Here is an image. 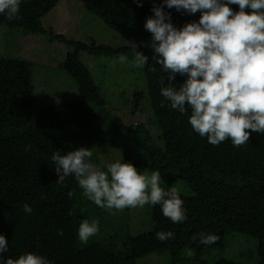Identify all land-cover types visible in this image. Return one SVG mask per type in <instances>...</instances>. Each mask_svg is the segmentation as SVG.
Wrapping results in <instances>:
<instances>
[{"label":"trees","instance_id":"1","mask_svg":"<svg viewBox=\"0 0 264 264\" xmlns=\"http://www.w3.org/2000/svg\"><path fill=\"white\" fill-rule=\"evenodd\" d=\"M56 1L22 0L20 18L9 21L0 14V26L21 29L28 34L45 33L41 19ZM79 1L105 26L127 39L129 45L113 47L60 37L73 46L62 70L75 84L81 101L47 104L38 113L34 111L30 65L23 60L0 59V148L4 142L20 138L38 124L46 128L52 155L57 151L65 154L81 146L91 148L97 138L109 134L132 137L145 154L144 161L136 162L140 169L159 171L163 178L180 179L188 187L189 195L180 193L187 220L173 223L162 214L159 205H147L151 219L148 231L120 237L121 247L116 246L112 237L81 245L77 229L85 211L74 177H66L63 184L57 183L53 164L51 169L36 174L22 172L9 193L5 191L10 183L6 177L8 162L0 157V234L8 241L4 257L18 258L31 251L46 256L51 264H135L139 258L158 252L167 253L174 264L182 260L184 250L199 259L206 252L223 248L229 234L239 233L257 239L256 264H264V134L252 132L249 143L242 147L233 146L230 138L218 146L209 144L206 137L192 130L188 121L191 109L181 114L160 94V80L167 74L159 65L155 72L149 70L150 65L143 69L145 91H134L132 112L146 95L152 120L160 131L161 146L151 143L148 131L139 122L109 127L81 122L79 119L92 109L91 102L103 113L98 86L89 67L81 60V53L95 57H118L123 53L132 58L130 41H135L153 63L151 48L144 46V42H150L151 33L143 27L146 18L153 15V5L151 0H143L142 7L134 0ZM231 7L239 11L237 5ZM165 11L171 13L172 23L178 27L198 21L200 16L199 12L188 15L175 8H165ZM185 78L177 75L173 83L178 84ZM25 203L33 209L31 214L23 211ZM59 230L63 235L58 234ZM161 230L174 232V239L159 241L156 232ZM201 232L217 235L219 239L213 244H200ZM214 264L233 263L221 258Z\"/></svg>","mask_w":264,"mask_h":264},{"label":"clouds","instance_id":"2","mask_svg":"<svg viewBox=\"0 0 264 264\" xmlns=\"http://www.w3.org/2000/svg\"><path fill=\"white\" fill-rule=\"evenodd\" d=\"M21 2L0 0V14L9 21L19 19ZM134 2L143 6V0ZM151 2L153 15L146 18L143 27L151 33L150 42H144V46L151 48L153 63L135 41H130L134 53L131 60L122 53L116 58L118 62L133 69L150 65L153 72L159 65L167 74L160 80V94L181 114L191 109L188 121L192 130L213 146L230 138L233 146L242 147L249 143L252 132L264 134V0ZM231 5H237L239 11ZM165 8L188 15L199 12V20L178 27ZM177 75L186 78L173 83ZM92 156V149L84 146L65 154L53 153L56 182L63 184L66 177L73 176L85 198L112 214L126 208L159 205L162 214L173 223L187 220L181 190L162 187L165 182L159 171L141 174L131 162L120 160L101 167L92 162ZM68 195L71 198L72 193ZM23 211L31 214L33 209L25 203ZM98 233L99 221L95 218L83 219L77 229L82 244ZM58 234L63 235V231ZM174 237L172 231L156 232L161 242ZM218 239L217 235L204 232L198 237L203 245ZM7 251L6 236L0 234V264H51L46 256L31 251L18 258H5Z\"/></svg>","mask_w":264,"mask_h":264},{"label":"rangeland","instance_id":"3","mask_svg":"<svg viewBox=\"0 0 264 264\" xmlns=\"http://www.w3.org/2000/svg\"><path fill=\"white\" fill-rule=\"evenodd\" d=\"M41 23L45 33L39 34H28L21 29L0 26V59L23 60L30 65L34 111L37 113L47 104L81 101V94L75 84L62 70L63 62L73 50V46L60 37H65L68 41H94L113 47L129 45L127 39L85 10L79 0H57L44 14ZM50 32L58 37L54 38ZM116 58L81 53V60L89 67L93 81L98 86L103 100V113L100 114L94 102H91L89 106L92 109L79 120L84 123L94 122L100 127L139 122L148 131L151 143L161 146L160 131L152 120L146 95L138 109L132 112L134 91H145L143 69L130 68L127 63L121 64ZM137 142L126 135L109 134L97 138L91 147L92 162L101 167L104 163L116 160L131 162L139 173L151 174V170L140 169L136 165V162L145 160V154ZM51 145L52 142L46 136V128L42 124H38L34 130L20 138L2 144L0 157L8 162L6 177L10 182L5 187L6 192L14 190V180L18 179L22 172L36 174L53 167ZM26 146H30L27 151ZM162 179L165 182L162 187L175 186L181 190V194H190L188 187L180 179ZM78 190L80 200L84 204L83 219L95 218L99 221V233L90 238L88 243L112 237L116 246L121 247L120 237L137 235L150 229L151 219L147 205L143 208H126L122 212L116 211L112 214L85 198L80 188ZM182 255V260L174 264H214L221 258L230 260L233 264H256L257 239L245 234L231 233L227 236L223 248L206 252L199 259L188 250H184ZM135 264L173 263L167 253L153 252L139 258Z\"/></svg>","mask_w":264,"mask_h":264}]
</instances>
